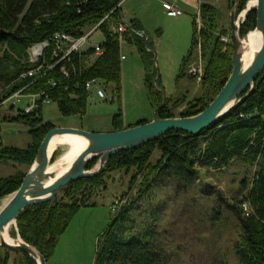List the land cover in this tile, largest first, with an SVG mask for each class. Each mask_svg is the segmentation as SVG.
Listing matches in <instances>:
<instances>
[{"label":"trees","instance_id":"1","mask_svg":"<svg viewBox=\"0 0 264 264\" xmlns=\"http://www.w3.org/2000/svg\"><path fill=\"white\" fill-rule=\"evenodd\" d=\"M124 0H0V81L5 89L0 94V133L2 123L9 122L28 128L31 143L26 148L5 146L0 136V162L12 161L20 166L33 165L45 136L55 127L43 117L42 100L48 97L58 105L65 117H84L88 109L89 92L85 84L101 79L114 86L113 93L121 98L122 62L118 37L110 29V22L104 21L100 30L104 35L101 44L103 53L89 63L95 49L81 54L74 53L66 61L69 76L60 72V66L53 69L52 48L38 63L28 60V49L48 41L61 32L79 38L85 29L100 23L106 16L121 21V3ZM236 0H230V7ZM251 0H240L237 13L240 14ZM237 14V15H238ZM200 21L193 22V40L188 55L184 58L180 77L200 49L205 67L200 80L201 95L192 100L187 98H165L166 104L157 115L161 119L177 117L174 110L186 106L179 117H191L205 110L223 88L233 70V44H226L217 35L219 30L218 11L211 4H201ZM255 10L248 12L240 27L244 37L256 27ZM134 32L140 30L136 20L131 21ZM222 34L230 28H221ZM127 40L136 45L146 64L145 85L153 108L163 103L159 80L153 69V55L149 53L150 39L138 37L129 32ZM43 65L32 76L23 74ZM22 91L25 95H40L37 107L26 113L21 106L10 107L13 116L2 115L5 100ZM246 91L241 102L223 120L205 129L198 135L171 131L156 141L134 150H125L111 156L104 173L95 178L81 179L62 188L57 197L47 203L30 206L17 218L21 238L34 246L47 260L53 256L59 238L65 233L71 221L82 207L91 206L90 200L99 191H106L110 174L135 170L129 182V190L138 188L135 197L127 192L123 198L128 201L118 211L113 223L98 241L95 264H173L168 244L161 242L162 233L158 226L161 211L144 212L139 203L149 201L156 189L171 184L181 194L189 193L202 173L223 171L236 161L253 167L252 179H244L240 190L246 193L240 200L228 201L218 195L211 210V226L221 222L226 212L236 221V239L233 258L237 264H264V73L256 80L251 92ZM248 94V95H247ZM121 110L113 119L111 132L148 123L123 126ZM56 153L52 162L56 158ZM158 158L153 161L155 154ZM97 160L88 164L92 169ZM29 171V170H28ZM27 172L0 178V204L21 186ZM247 205V209L245 208ZM145 217L143 218V214ZM141 222L139 223L138 220ZM12 237L16 232L12 231ZM14 257L13 261L12 258ZM212 257L209 261L213 262ZM0 264H37L24 253H12L0 247ZM218 264V263H217ZM220 264H226L222 261Z\"/></svg>","mask_w":264,"mask_h":264},{"label":"rangeland","instance_id":"2","mask_svg":"<svg viewBox=\"0 0 264 264\" xmlns=\"http://www.w3.org/2000/svg\"><path fill=\"white\" fill-rule=\"evenodd\" d=\"M164 2L166 1L128 0L122 7V13L139 17L143 21L148 39L156 42L158 53L156 78L158 74L161 79L160 86L164 88L166 95L174 97L178 94L182 98L184 96L182 94H188L185 97L186 101H192L201 95V88L200 84L196 80H191L190 77H198L205 64L199 56L194 57L185 68L188 74L192 69V75L180 77L183 60L192 46V38L182 48L181 39L186 36L185 26L184 28L178 26L175 18L167 16L163 8ZM212 2L220 4V10H217L218 19L220 18L223 23L219 24L217 35L222 37L225 34H222L221 28H230V12L233 6H229L228 9L226 0H212ZM181 4L180 8L184 15L190 16L192 8L187 4ZM240 15L241 13L237 16ZM197 21L200 24V17ZM103 40L104 35L99 30L92 37L91 43L101 44ZM229 43L231 44L232 40ZM122 54L127 61L123 62V90L120 99L110 87L104 88L105 92L109 90L108 94L106 93V100L98 98L96 91L93 90L84 117H65L60 113L58 105L52 102L44 105L45 121L52 123L55 127L76 128L98 133H107L112 130L113 119L120 110L125 127L134 126L140 121H152L155 117V108L149 101L145 85L146 64L143 55L130 44L124 46ZM153 69L155 70L154 65ZM4 89L5 85L0 81V94ZM26 102V99H22L20 106H24ZM187 102L174 110L177 117ZM11 106L12 103L2 105L3 116L14 115L10 110ZM0 135L5 146L26 148L32 141L28 128L15 123H2ZM55 152H57L56 158L51 164L63 157L67 148L61 146ZM158 156V153L155 154L153 161ZM28 170V167L20 166L12 161L0 162V178L12 176L18 172H28ZM254 170L253 167L236 161L223 171L203 172L192 190L185 195L177 189L174 191L171 184H166L163 189L154 191L152 200L140 201L138 206L145 210L144 212L161 211L158 229L162 233L161 242L163 244L166 242L170 248L173 264H213L209 261L210 256L214 264H220L222 261L226 264H237L233 258L236 221L226 212V217L221 222L211 226L209 224L211 210L218 195L231 202L242 199L246 191L240 190V183L246 178L252 179ZM134 173L135 170L129 173L118 171L110 174L107 190L96 193L89 202L94 205L82 207L76 214L65 233L59 238L56 250L48 264H95L98 241L116 216V211L113 209L115 200H121L127 192H130L129 195L132 197L138 193V188L129 190V182ZM7 200L8 198L2 200L0 208ZM138 222L140 223L141 220ZM12 231L16 232L15 228L11 229V233ZM16 235L13 238H16ZM13 259L14 257L12 261Z\"/></svg>","mask_w":264,"mask_h":264},{"label":"water","instance_id":"3","mask_svg":"<svg viewBox=\"0 0 264 264\" xmlns=\"http://www.w3.org/2000/svg\"><path fill=\"white\" fill-rule=\"evenodd\" d=\"M252 1H255V5L250 7L249 4ZM239 3L240 0H236L230 12L233 70L223 88L209 106L195 116L161 119L158 117L157 112L166 104V97L164 91L160 90L163 94V103L155 109V117L148 123L107 133L54 127L45 136L33 165L26 173L20 188L7 197V202L0 208V247L12 253H24L37 264H48L46 258L34 246L27 244L19 234L17 218L23 211L30 206L54 200L60 190L72 182L95 178L104 173L109 159L116 153L137 149L156 141L171 131L198 135L205 129L219 124L241 102L244 93L253 90L256 80L264 73V0L249 1L246 8L241 12V14L244 13L242 20L239 19L240 16H237ZM251 10H255L257 14L256 27L242 37L240 27ZM252 32L261 34L262 44L251 64L245 66L243 62L245 43L249 40V35ZM62 135L80 137L86 141V146L69 169L57 177L55 172L49 171L55 153L49 155V149L52 140L56 136ZM93 160H97L95 166L88 169V164ZM12 225H14L17 235L16 238L12 237L13 242L11 243L4 239L3 234Z\"/></svg>","mask_w":264,"mask_h":264},{"label":"built area","instance_id":"4","mask_svg":"<svg viewBox=\"0 0 264 264\" xmlns=\"http://www.w3.org/2000/svg\"><path fill=\"white\" fill-rule=\"evenodd\" d=\"M163 8L168 14L172 16H180L183 14V11L174 3L164 2ZM104 21L110 22L111 31L114 34H116L118 37L120 50H121V61L126 59V57L122 54V50L124 48V45L127 43V34L129 32H131L132 34L135 33L138 37L148 40L147 35L143 31L137 30L136 32H134L131 28V24L125 23L122 20L121 21L111 20L108 15L100 23L96 24L93 27L85 29L84 34L79 38H73L68 34L58 32L54 34L50 40L31 46L27 51L29 62L35 64L43 60L45 57L46 50L49 47H51L52 48L51 58L52 61H54L55 63L54 65L50 66V68L53 69L57 66H60V72L65 76H69V70L67 69L66 65H63V63L66 61H70V57L72 54L74 53L81 54L82 52L87 51L90 48H93L95 49V52L90 59L96 60L99 56L102 55L103 49L101 48V44L93 45L91 43V39L94 36V34L100 30V26ZM201 25L202 23L200 21L198 27L200 28ZM231 40H232L231 35L229 33L221 37V41L226 44H229ZM42 67L43 65H40L39 67L23 74L22 77L32 76L34 73L39 72L42 69ZM104 85H105V81L101 79H93L91 81L86 82L85 87L90 95L92 94V91L95 90L96 95L99 98L106 99ZM22 99H26L27 102L25 103L24 106L21 107L24 108L26 113H29L35 107H37L38 101L40 99V95H25L22 93V91H20L18 93H15L7 100H5L2 105H7L8 103H12V105L17 107L22 104ZM42 103L43 105H46L52 103V101L48 97H46L42 100ZM128 197L126 198L124 197L121 200L119 199L115 200L113 209L115 211H118L124 204L127 203ZM245 208L247 209V205H245Z\"/></svg>","mask_w":264,"mask_h":264},{"label":"crops","instance_id":"5","mask_svg":"<svg viewBox=\"0 0 264 264\" xmlns=\"http://www.w3.org/2000/svg\"><path fill=\"white\" fill-rule=\"evenodd\" d=\"M128 0H124L122 3H121V13H120V18H121V20L123 21V22H125V23H128V24H130L131 23V21H133V20H136L138 23H139V26H140V30L139 31H143L144 33H145V31H144V27H143V21L139 18V17H137V16H132V15H127V14H124V13H122V7H123V5H124V3H126ZM161 1H168V2H171V3H174L176 6H178L179 8H180V6H182V4L181 3H183V4H187V6L188 7H191L192 8V13H191V15L190 16H185L184 15V12H183V14L182 15H180V16H172V15H170V14H168L166 11V13H167V16L168 17H170V18H175V22L178 24V26L180 25V26H182L183 28H184V26H185V28H184V32H185V38L183 37L182 39H181V45H182V48H184V45H185V43H187V42H189V39H190V41H191V38H192V40H193V22H194V19H198L199 18V16H200V6H201V4H203V3H205V4H211V5H213L218 11L220 10V4L219 3H217V2H212V0H161ZM226 2H227V8L229 9V6H230V0H226ZM181 10H182V8H180ZM165 10V9H164ZM224 21V20H223ZM191 22H192V32H191ZM220 23H223V22H221V20H220V18H219V24ZM221 25V24H220ZM189 29H190V32H189ZM192 33V34H191ZM146 34V33H145ZM189 34H190V38H189ZM104 41V40H103ZM102 44V43H101ZM134 45L135 47H136V45L135 44H133V43H130L128 40H127V43L124 45V46H126V45ZM189 45V44H188ZM137 48V47H136ZM124 49V48H123ZM148 51H149V53H151L152 55H153V62H154V66H155V73H157L158 72V59H157V55H158V53H157V51H156V42L155 41H152V40H150V44H149V47H148ZM123 51V50H122ZM184 51V50H183ZM189 53V52H188ZM197 56H199L200 57V49L198 48L197 50H195V52H194V55H193V58L195 57H197ZM192 58V59H193ZM191 59V60H192ZM200 60H201V57H200ZM95 60H93V59H90L89 60V63L91 64V63H93ZM127 61V58L125 59V60H123V61H121L122 62V71H121V76H122V82H121V94H122V90H123V62H126ZM193 65V64H192ZM193 67V66H192ZM191 72H192V69H191V71H190V74H188L187 72H185V75L183 76V77H185V76H188L189 77V75L191 76L192 74H191ZM203 73H204V69L203 70H201V72H200V74H199V76L198 77H196V78H192V77H190L191 78V80H193V81H195L196 80V82L198 83V84H200V80H201V78H202V75H203ZM187 77V78H188ZM156 80H159V90H163L164 88L162 87L161 88V84H160V81H161V79H160V77L158 76V74H157V78H156ZM107 87H110V88H112L111 90L113 91V88H114V86L112 85V84H106L105 83V85H104V88H106L107 89ZM108 92H109V90L107 91L106 90V92H105V95H106V93L108 94ZM165 93V92H164ZM188 93V92H187ZM180 94V93H179ZM182 95H184L183 97H187L188 96V94H182ZM97 96V95H96ZM90 97H91V95H90ZM98 97V96H97ZM117 97V96H116ZM165 97H168V98H180L181 97V95L179 96L178 94H175V96L174 97H169V96H167L166 95V93H165ZM99 98V97H98ZM101 99V98H100ZM106 99H107V96H106ZM105 99V100H106ZM113 101V100H112ZM109 132H111V130L109 131Z\"/></svg>","mask_w":264,"mask_h":264},{"label":"bare ground","instance_id":"6","mask_svg":"<svg viewBox=\"0 0 264 264\" xmlns=\"http://www.w3.org/2000/svg\"><path fill=\"white\" fill-rule=\"evenodd\" d=\"M255 5V1H252L249 6L253 7ZM244 18V13L240 15V20ZM245 51L243 55V62L245 66H248L253 61V58L257 51L260 49L262 44V37L260 33L252 32L249 35V40L245 43ZM64 146L67 148V152L63 157H60L59 160L52 164L49 168V171L55 172L58 176H61L64 174L71 164L74 162V160L77 158V156L80 154V152L85 148L86 141L80 137L74 136V135H62V136H56L50 145L49 149V155H51L53 152H55L59 147ZM5 201L3 205L6 203ZM14 228V225L9 227L8 230L3 234V237L8 242H13L11 237V229Z\"/></svg>","mask_w":264,"mask_h":264}]
</instances>
